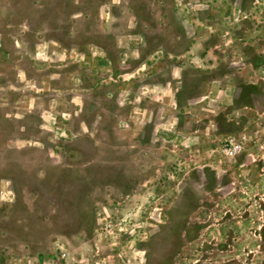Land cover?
<instances>
[{
	"label": "rangeland",
	"instance_id": "obj_1",
	"mask_svg": "<svg viewBox=\"0 0 264 264\" xmlns=\"http://www.w3.org/2000/svg\"><path fill=\"white\" fill-rule=\"evenodd\" d=\"M0 264H264V0H0Z\"/></svg>",
	"mask_w": 264,
	"mask_h": 264
},
{
	"label": "flooded vegetation",
	"instance_id": "obj_2",
	"mask_svg": "<svg viewBox=\"0 0 264 264\" xmlns=\"http://www.w3.org/2000/svg\"><path fill=\"white\" fill-rule=\"evenodd\" d=\"M232 241H233V240H232ZM235 245H238V242L235 243ZM227 247H230V242H229V240H228V243H227L225 249L223 250V252L226 251V248H227ZM248 253H249V255H250V256H249V260L252 261V259H253V257H254V255H252L253 252H252V251H249ZM251 255H252V256H251ZM235 258H237V256H234L233 258H230L229 261H231V260L234 261L233 259H235ZM237 261H240V260H237ZM195 263H197V261H196Z\"/></svg>",
	"mask_w": 264,
	"mask_h": 264
},
{
	"label": "built area",
	"instance_id": "obj_3",
	"mask_svg": "<svg viewBox=\"0 0 264 264\" xmlns=\"http://www.w3.org/2000/svg\"><path fill=\"white\" fill-rule=\"evenodd\" d=\"M227 145H231V141H229V143Z\"/></svg>",
	"mask_w": 264,
	"mask_h": 264
}]
</instances>
